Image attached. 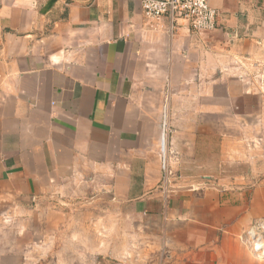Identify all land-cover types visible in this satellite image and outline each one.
<instances>
[{
    "label": "crops",
    "instance_id": "0c3cea01",
    "mask_svg": "<svg viewBox=\"0 0 264 264\" xmlns=\"http://www.w3.org/2000/svg\"><path fill=\"white\" fill-rule=\"evenodd\" d=\"M211 7L170 36L142 0H0V264H264V0Z\"/></svg>",
    "mask_w": 264,
    "mask_h": 264
},
{
    "label": "built area",
    "instance_id": "2783aa9c",
    "mask_svg": "<svg viewBox=\"0 0 264 264\" xmlns=\"http://www.w3.org/2000/svg\"><path fill=\"white\" fill-rule=\"evenodd\" d=\"M212 0H142L144 17L150 27H155L164 18L169 19V34L174 36L180 21L186 22L194 34L215 30L217 27V12L211 7ZM171 127L166 114L161 123L160 159L164 173L163 182L166 188L170 186L169 169V138ZM241 241L250 255L264 262V220H257L246 228Z\"/></svg>",
    "mask_w": 264,
    "mask_h": 264
},
{
    "label": "rangeland",
    "instance_id": "374dc122",
    "mask_svg": "<svg viewBox=\"0 0 264 264\" xmlns=\"http://www.w3.org/2000/svg\"><path fill=\"white\" fill-rule=\"evenodd\" d=\"M205 155L210 158L209 162H205V167L203 169V175H233L234 173L238 172L239 173H244L243 170H238L237 168H232V167H226V168H221L218 169L214 167L217 161V154L216 152H206ZM205 180V179H204Z\"/></svg>",
    "mask_w": 264,
    "mask_h": 264
}]
</instances>
